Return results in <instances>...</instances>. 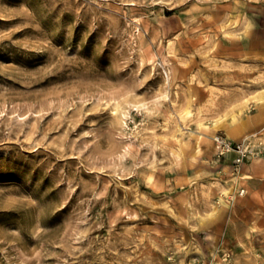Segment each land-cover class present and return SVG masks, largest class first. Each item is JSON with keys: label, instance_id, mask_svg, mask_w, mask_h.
I'll use <instances>...</instances> for the list:
<instances>
[{"label": "rangeland", "instance_id": "1", "mask_svg": "<svg viewBox=\"0 0 264 264\" xmlns=\"http://www.w3.org/2000/svg\"><path fill=\"white\" fill-rule=\"evenodd\" d=\"M0 264H264V0H0Z\"/></svg>", "mask_w": 264, "mask_h": 264}, {"label": "bare ground", "instance_id": "2", "mask_svg": "<svg viewBox=\"0 0 264 264\" xmlns=\"http://www.w3.org/2000/svg\"><path fill=\"white\" fill-rule=\"evenodd\" d=\"M189 111V110H188ZM188 111H187V113H188Z\"/></svg>", "mask_w": 264, "mask_h": 264}]
</instances>
